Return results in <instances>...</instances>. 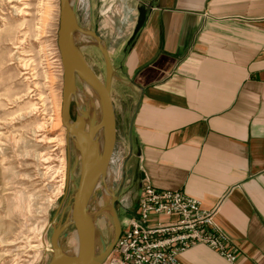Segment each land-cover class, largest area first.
<instances>
[{"label": "crops", "instance_id": "crops-1", "mask_svg": "<svg viewBox=\"0 0 264 264\" xmlns=\"http://www.w3.org/2000/svg\"><path fill=\"white\" fill-rule=\"evenodd\" d=\"M124 1L111 96L128 131L134 117L127 181L219 207L233 264H264V0ZM181 262L231 264L205 245Z\"/></svg>", "mask_w": 264, "mask_h": 264}, {"label": "rangeland", "instance_id": "rangeland-1", "mask_svg": "<svg viewBox=\"0 0 264 264\" xmlns=\"http://www.w3.org/2000/svg\"><path fill=\"white\" fill-rule=\"evenodd\" d=\"M124 2L73 0L78 27L96 32L113 59L114 48L132 31L128 28L133 22L132 11ZM59 3L0 0V264H47L51 260L50 222L55 219L60 226L67 223L79 181L80 155L73 140H67L59 118L63 85L57 45ZM78 48L104 82L106 67L100 48L94 43ZM113 68L111 80L116 79ZM83 90V82L77 77L71 119L84 117L87 130L100 121V100L96 94L79 102ZM115 114L117 141L109 168L110 190H120L118 212L122 221L126 206L135 210L140 191L138 183L128 182L126 177L132 149L128 123L122 121L118 101ZM69 171L73 180H68ZM63 175L66 181L58 193ZM101 183L106 187L108 177L103 176ZM107 192L91 197L88 206L96 225L98 255L111 244L116 232L109 210L111 193ZM41 226H45V245L40 240ZM74 241V226L68 225L59 240L63 253H75Z\"/></svg>", "mask_w": 264, "mask_h": 264}, {"label": "water", "instance_id": "water-1", "mask_svg": "<svg viewBox=\"0 0 264 264\" xmlns=\"http://www.w3.org/2000/svg\"><path fill=\"white\" fill-rule=\"evenodd\" d=\"M59 27L57 32V45L63 70L61 121L66 130L67 140H73L80 155V176L76 184V192L70 214L71 222L64 226L52 220L53 233L51 245L54 250L51 260L47 264H104L122 234V221L118 212L120 190L112 193L109 210L112 213L116 232L111 244L100 255L96 252V225L94 216L88 210L89 198L96 183L110 168V163L117 141V120L115 108L111 97L112 62L106 46L96 32L87 31L97 41L104 58L106 67L105 81H101L88 65L84 55L80 52L74 41V32L81 30L78 27L73 0H59ZM76 75L80 76L96 91L100 98L101 118L97 124L85 129L84 117L71 119V102L76 90ZM134 117L129 125V141L132 149V128ZM103 131L104 147L99 152L98 141L95 135ZM132 155V150L130 151ZM69 166V163H68ZM125 168V167H124ZM125 174V172H124ZM70 180L73 174L69 171ZM68 225L74 226L75 237L78 242L77 251L68 255L63 253L59 240L62 232Z\"/></svg>", "mask_w": 264, "mask_h": 264}, {"label": "built area", "instance_id": "built-area-1", "mask_svg": "<svg viewBox=\"0 0 264 264\" xmlns=\"http://www.w3.org/2000/svg\"><path fill=\"white\" fill-rule=\"evenodd\" d=\"M218 210L204 209L196 198L146 182L135 210L125 208L122 234L104 264H182V254L196 245L209 247L233 264L237 249L215 221Z\"/></svg>", "mask_w": 264, "mask_h": 264}, {"label": "bare ground", "instance_id": "bare-ground-1", "mask_svg": "<svg viewBox=\"0 0 264 264\" xmlns=\"http://www.w3.org/2000/svg\"><path fill=\"white\" fill-rule=\"evenodd\" d=\"M74 41H75V44L79 47V46H82V45H85V44H96L97 45V41H96V39L93 37V36H91L86 30H77V31H75L74 32ZM62 72H63V70H62ZM77 77H79L81 80H82V82H83V85H84V90H83V92L79 95V97H78V99H79V102H83L84 101V98H85V96L86 97H92V96H94V95H96L97 93H96V91H94V89L86 82V81H84L80 76H78V75H76V78ZM98 95V94H97ZM78 96V95H77ZM76 97V96H75ZM99 97V96H98ZM86 99V98H85ZM99 100H100V98H99ZM86 101V100H85ZM96 101H97V99H96ZM96 101H95V103H96ZM92 102V101H91ZM98 102V101H97ZM62 103V102H61ZM97 104V103H96ZM95 104V105H96ZM81 105V104H80ZM82 105H83V103H82ZM81 107V106H80ZM99 107V106H98ZM93 109V108H92ZM96 109V108H95ZM97 110H98V108H97ZM94 111V110H93ZM100 112H101V104H100ZM96 114H98L99 115V113H96ZM59 118H60V121H61V105H60V110H59ZM94 118V117H93ZM99 118V117H98ZM92 120H94V119H92ZM62 122V121H61ZM97 141H98V148H99V152L101 153L102 152V150H103V147H104V135H103V131H99L96 135H95V137H94ZM64 164V163H63ZM64 174V173H63ZM103 176H107L108 177V181H109V184L106 186V187H104L103 185H102V183H101V179H102V177ZM101 178H100V180L96 183V185H95V187H94V189L92 190V192H91V194H90V198H89V202H90V200H91V197H93V196H104V195H108V192H107V189H108V191L111 193V195H112V192H111V190H110V182H111V172H110V169H108L105 173H104V175H103ZM68 180H70V177H69V174H68ZM65 181H66V178H65V175H63V177H62V180H61V184L59 185V187H58V193H60L61 191H62V188L64 187V183H65ZM18 196V195H17ZM97 197V198H98ZM19 198H20V196H19ZM96 198V199H97ZM48 200V199H47ZM98 200V199H97ZM49 202V201H48ZM47 202V203H48ZM50 202H51V200H50ZM88 206H89V203H88ZM16 209V208H15ZM107 218V217H106ZM71 220H72V215L70 214L69 215V218H68V223H69V221L71 222ZM44 229H45V226H41L40 227V229H39V235H40V240H41V244H43V245H45V239H44ZM72 242V241H71ZM75 243H76V246H75V252L77 251V249H78V242H77V240H76V237H75V241H74ZM68 253V252H67ZM35 258L36 257H38V254H36L35 256H34Z\"/></svg>", "mask_w": 264, "mask_h": 264}, {"label": "flooded vegetation", "instance_id": "flooded-vegetation-1", "mask_svg": "<svg viewBox=\"0 0 264 264\" xmlns=\"http://www.w3.org/2000/svg\"><path fill=\"white\" fill-rule=\"evenodd\" d=\"M53 220V219H52ZM52 220H51V222H52ZM51 222H50V226L49 227H51L52 228V232H51V235H50V241H51V236H52V233H53V225L51 224ZM70 222V221H69ZM67 229V227L64 229V231L62 232V234L65 232V230ZM62 234H61V236H62ZM60 236V237H61Z\"/></svg>", "mask_w": 264, "mask_h": 264}]
</instances>
